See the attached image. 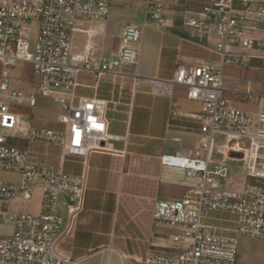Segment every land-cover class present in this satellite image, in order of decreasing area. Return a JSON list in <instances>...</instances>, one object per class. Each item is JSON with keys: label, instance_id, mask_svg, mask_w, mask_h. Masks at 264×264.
Listing matches in <instances>:
<instances>
[{"label": "built area", "instance_id": "1", "mask_svg": "<svg viewBox=\"0 0 264 264\" xmlns=\"http://www.w3.org/2000/svg\"><path fill=\"white\" fill-rule=\"evenodd\" d=\"M142 1V24H127L117 53L94 63L90 43L94 30L80 28L79 23L105 20L112 0H0V174L19 176L18 181L0 178V227H9L0 229V264H69L57 244L84 208L86 174L71 175L39 163L34 152L15 143L23 129L17 107H34L37 96L53 97L64 110L57 119L63 129L30 128L26 140L54 144L67 155L85 159L107 151L110 140H123L108 131L106 101L77 94L78 74H91L95 89L100 75L121 76L122 66L138 63L144 27L155 21L165 24L161 2ZM186 1L196 4L182 18L189 39L203 44L214 38L210 50L218 61L178 65L168 81L185 86L186 96L201 107L191 115L198 123L195 148L187 154H164L160 161L184 169L195 184L178 199L154 201L153 221L176 231L161 244L164 249L151 250L140 263L235 264L238 235L264 238V93H245L257 103L256 113L234 106L224 97L221 69L233 59L249 62L252 58L245 50L263 48L264 0ZM29 23L38 27L33 51L21 37ZM79 32L87 37L82 52L75 50ZM17 62L31 65L39 76L29 92L13 87L6 75L5 67ZM131 78L142 82L138 74ZM163 82L152 80L154 91L170 94V88L162 89ZM216 136H223L224 142H217ZM228 159L242 161L251 179L238 190L219 183L231 175ZM37 189L42 193L41 207L32 214L27 206ZM212 212L228 215L233 226L206 223Z\"/></svg>", "mask_w": 264, "mask_h": 264}, {"label": "crops", "instance_id": "2", "mask_svg": "<svg viewBox=\"0 0 264 264\" xmlns=\"http://www.w3.org/2000/svg\"><path fill=\"white\" fill-rule=\"evenodd\" d=\"M167 1L172 7L180 3V0ZM111 4L123 6L122 10L111 13L103 21L79 23L80 28L94 30L90 38L94 63L117 53L121 30L127 24H142L144 20L142 0L139 6L132 0H112ZM164 19L162 26L144 27L138 63L122 66L121 76L102 74L94 89L91 74H78L77 94L106 101L108 131L124 137L110 140L107 151L94 152L83 159L62 153L54 144L29 142L26 138L30 128L62 130L63 125L57 119L63 112L49 120L42 114L34 116L30 110L33 112L37 98L34 107H17L23 129L15 143L34 152L39 163L61 168L71 175L86 174L84 208L65 228L57 244L69 264H141V259L151 250L164 249L161 244L167 243L169 235L176 231L173 226L153 221L154 201L178 199L195 184L184 169L160 161L164 154H187L195 148L198 123L191 115L201 107L199 101L186 96L185 86L168 81L174 77L178 65L196 64L203 59L218 61V56L210 50L214 38L198 44L172 31L174 19L165 16ZM80 34L86 42V35ZM83 45L78 47L83 50ZM75 48L78 51L77 44ZM134 74L142 78L141 83L133 82ZM154 79L163 80L162 89L170 88V94L155 92ZM33 87L31 83L23 91L29 92ZM50 99L57 103L53 97ZM28 117L26 123L24 118ZM205 221L221 228L233 226L228 215L216 212L210 213Z\"/></svg>", "mask_w": 264, "mask_h": 264}, {"label": "rangeland", "instance_id": "3", "mask_svg": "<svg viewBox=\"0 0 264 264\" xmlns=\"http://www.w3.org/2000/svg\"><path fill=\"white\" fill-rule=\"evenodd\" d=\"M128 1L126 0V2ZM159 1L162 4L165 13L164 16L167 19H174L177 17L182 19L185 17L186 9L196 6L193 2H184L185 0H180L178 7H172L167 0ZM132 2L137 6L140 4V0H132ZM181 5L184 6L181 7ZM122 7L123 6L111 4L107 17H110V14L117 12V10H122ZM171 10H173V13ZM87 23L89 24V22ZM158 23L159 22L155 21L153 24ZM88 24L85 23L84 26L86 27ZM145 29L148 31L150 26ZM37 30L38 27L36 23L26 24L22 30L21 37L29 42L30 51H33ZM84 41L85 37L82 34L78 33L75 35V45L77 44L78 51L82 50L78 47V45L85 43ZM245 54L253 60L251 59V61L242 64L239 63L238 60L233 59L231 62L224 63L222 65L221 85L225 90L224 97L234 106L249 113H256L258 111L257 103L253 100H249L245 93H264V45L263 48L247 49L245 50ZM5 72L11 80L12 86L22 90L29 89L31 83L34 84L39 79V76L33 71L32 66H25L23 62H17L13 66H6ZM59 106L60 105L57 103L52 102L50 97H37V104L34 107L33 112L32 109L30 110V113H33L34 116H40L42 114L45 119L49 117L48 120L54 119L60 111L64 113L62 107L60 106V109ZM24 121L27 123L29 121V117L24 118ZM215 140L217 142H224V137L216 136ZM244 143L248 146V140H244ZM226 162L231 168V175L228 179L219 180L222 188L238 190L245 184L251 182V179L246 176L247 169L242 161L228 159ZM0 178L7 181L19 180V176L17 174L8 172L1 173ZM41 200V190L37 189L35 190L33 200L27 206L28 211L32 214L39 213ZM0 229L4 232L8 230L9 227L2 226ZM236 246L237 256L235 264H264V238H253L238 235L236 238Z\"/></svg>", "mask_w": 264, "mask_h": 264}, {"label": "trees", "instance_id": "4", "mask_svg": "<svg viewBox=\"0 0 264 264\" xmlns=\"http://www.w3.org/2000/svg\"><path fill=\"white\" fill-rule=\"evenodd\" d=\"M173 22H174V26H172L173 27L172 31H174L180 35H183L184 37H190V32L187 28L186 29H184L185 27L183 28L182 19L180 17L174 18ZM176 27H178V28H176ZM182 28L185 31H183Z\"/></svg>", "mask_w": 264, "mask_h": 264}, {"label": "bare ground", "instance_id": "5", "mask_svg": "<svg viewBox=\"0 0 264 264\" xmlns=\"http://www.w3.org/2000/svg\"><path fill=\"white\" fill-rule=\"evenodd\" d=\"M152 85H153V83H152ZM153 87H154V85H153ZM153 87H152V89H153Z\"/></svg>", "mask_w": 264, "mask_h": 264}]
</instances>
